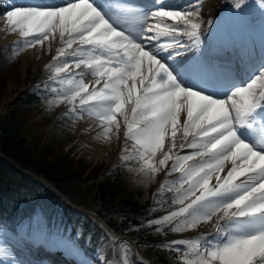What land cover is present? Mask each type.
<instances>
[{
	"label": "snow or ice",
	"instance_id": "1",
	"mask_svg": "<svg viewBox=\"0 0 264 264\" xmlns=\"http://www.w3.org/2000/svg\"><path fill=\"white\" fill-rule=\"evenodd\" d=\"M261 5L259 49L254 38L237 47L222 20L205 19V0H60L4 13L8 30L19 31L14 56L37 45L52 54L37 82L49 110L64 103L74 120L97 119L107 140L123 130L121 159H134L144 182L180 173L157 190L174 193L170 206L146 223L176 233L211 224L162 245L182 264H264ZM249 7L234 0L229 15L246 22ZM44 234L43 221L0 222V264H37L25 241ZM113 240L123 257L109 264H136L133 246ZM48 241L92 264L71 238L56 232Z\"/></svg>",
	"mask_w": 264,
	"mask_h": 264
},
{
	"label": "trees",
	"instance_id": "2",
	"mask_svg": "<svg viewBox=\"0 0 264 264\" xmlns=\"http://www.w3.org/2000/svg\"><path fill=\"white\" fill-rule=\"evenodd\" d=\"M40 94L41 88L39 86L32 88L26 94L27 98L21 105L23 108L15 111L13 117L5 123L0 137L1 151L8 157L13 158L20 167L47 177L73 202L95 209L117 230L141 239L145 242L142 245L144 253L156 264H177L173 255L174 252L162 247L165 243H159L174 232L167 227H165L164 232H157L154 231V228L158 226H149L146 223L148 219H154L164 214V209L169 207V203L152 210L149 214H143L142 211L151 204V193L148 196L145 192L144 195V192L139 189L128 194L121 193L122 185L126 179L124 172L129 167L127 165H132V163L113 168L109 174L104 175L97 181V166H94L88 174L87 171L90 165L85 164L84 166V162H81L82 172L75 170L60 171L50 160L49 156L53 153L47 145L41 148L39 153L32 149L23 133V120L19 115L26 108L47 104V101L39 96ZM51 111L50 120L53 122V128H56L63 124V121L56 118V107L52 108ZM58 128L60 131H67L66 128ZM88 183L93 184L92 188L82 189ZM96 185L98 186L95 191ZM54 194L53 190L30 174L21 172L19 168L7 161H0V219L9 212H27L33 204H44L46 201L52 203ZM160 201L157 200V202ZM78 214L79 217L77 218L65 215L61 223L69 227L71 221L82 222L83 213ZM77 223H72L74 225L72 231H77V228H75ZM82 223L81 235L84 240L94 244L97 242V238H100V235L102 241L106 239L103 229L86 215L83 216Z\"/></svg>",
	"mask_w": 264,
	"mask_h": 264
},
{
	"label": "rangeland",
	"instance_id": "3",
	"mask_svg": "<svg viewBox=\"0 0 264 264\" xmlns=\"http://www.w3.org/2000/svg\"><path fill=\"white\" fill-rule=\"evenodd\" d=\"M216 2H218V0H215V3ZM254 17L257 20V23H253L250 19L249 20L254 26V32L260 33L261 12L255 14ZM15 40L6 41V43L0 45V50H3L1 51L3 57L5 59H13L11 67H9L5 72L3 71L0 73V112L6 110L7 108L9 109L2 125H4L10 118L13 117V113L15 111L23 108L20 104L22 91L31 82L41 81L42 79L46 80L47 73L45 65L52 58V54H49L46 48L44 49L43 53H41V48L39 45L35 47L36 52L40 56V59H38L36 63H34L32 56L30 55L34 48H27L20 52L17 56H14L10 45ZM6 45L9 47H5ZM55 46L56 45L54 44V48ZM25 59L29 61L26 74H24L23 70V66L26 61ZM8 100L11 101L10 106L6 105ZM66 108H69V105L64 103L59 104L57 116L59 112L62 113L64 110H66ZM51 113L52 111L49 110L48 104H45L42 106L26 108V110H22L19 116H21L23 120V133L31 144L32 149L36 153H39V150L47 145L50 148L49 150L52 149L53 153L49 156L50 160L58 167L60 171L75 170L82 172L81 162H84V166L85 164L90 165L87 174L94 166H97L96 168L98 169V173L96 177L98 178L97 181H99L101 177L110 173L113 165H122L125 162H128L121 159L122 152L120 153L119 161H115L116 157L109 159V155H105L104 157L98 156V151L95 150V147H93L92 143L89 141L90 139L88 138L89 135L86 134V128L82 126L84 120H94L95 118H90V116L86 115L82 119H72V121L66 122V124H60L58 127L66 128L67 130L63 132L60 131L58 127L53 128V122L50 120ZM130 163H132V168L128 167L127 171L124 172L126 179L124 180L121 188L122 194H128L139 189L144 192V195L146 192V195L148 194V196L150 193L154 192V195L157 196L155 198H158V200L162 201L161 197L157 195V190L162 184L161 182L166 178H175L180 174L179 172H174L171 174V177H168L166 172H162L158 173L156 178L151 182H144L138 178L136 172L133 170L137 166V162L134 160ZM92 186L93 184L91 185L88 183V185H84L82 189H91ZM94 189L95 191L97 190V185ZM173 196L174 193L171 194L170 201ZM163 199L165 200L166 198ZM37 221H43L45 226L44 216L40 215L37 217V219L34 220V223ZM211 228V224L205 223L202 224L198 229L188 230L185 233H182L181 236H176L177 238L174 239H178L179 237H195L201 231H211ZM176 262L177 264H182V262Z\"/></svg>",
	"mask_w": 264,
	"mask_h": 264
},
{
	"label": "bare ground",
	"instance_id": "4",
	"mask_svg": "<svg viewBox=\"0 0 264 264\" xmlns=\"http://www.w3.org/2000/svg\"><path fill=\"white\" fill-rule=\"evenodd\" d=\"M13 0H0V9L3 7L5 8V10L1 11L0 10V44L5 43L6 41H13L15 39H17V37L19 36V31L17 32H10L8 30V28L6 27L5 21H6V17L4 15L5 11L8 9L9 5H12ZM22 2H27L26 0H20ZM60 1H56L55 3L51 2L50 4H58ZM21 4H25V3H21ZM205 4H206V9H203V12L205 14V19L208 18L209 15H211V17H215L217 16L218 12L221 10V7L217 4H221L220 1L215 3V0H205ZM25 5H36V4H25ZM22 7H26V6H22ZM209 8H211V12L209 13ZM9 32V33H8ZM255 40V46H259L260 43V39L258 37H256V35L254 36ZM237 46H239V44H236ZM38 46V45H37ZM259 47H257V49H259ZM32 59L34 61V63H36L38 61V59H40V56L38 55V53L36 52V48L33 49V51H31ZM52 56V55H51ZM26 60V59H25ZM29 61L26 60L23 66V70H24V74L27 73V65H28ZM10 100L7 101L6 105L10 106ZM9 111V109L7 108L6 110H3L2 112H0V128L3 124V121L6 118V114ZM93 118V117H90ZM82 126L84 128H86V134L89 135V141L92 143V146L95 147V150L98 151V156L99 157H104L105 155H109V159L116 157L115 161H119L120 158V153L122 152L121 150H123V141L125 139L124 135H123V130L121 131V135L119 137V139H114V140H107L104 139L103 136L101 135L102 133V127L99 124V121L97 119L94 120H90V119H86L84 120V122L82 123ZM89 131V132H88ZM94 133V134H91ZM120 144V145H119ZM132 142L129 141V146L131 147ZM182 151H187V149H184ZM226 165L230 166V162H226ZM227 171V167L225 168V172ZM213 183H215V177L213 178ZM101 223L104 225H107L106 223L103 222V220H101ZM205 224V223H204ZM108 226V225H107ZM29 247V249L31 250L32 253V259H34L37 264L40 263L38 255H36V249H34L31 246H27ZM54 256V255H53ZM55 257H50V261L51 264H55L54 262ZM55 260H58V257H56ZM59 262H62L59 260Z\"/></svg>",
	"mask_w": 264,
	"mask_h": 264
},
{
	"label": "water",
	"instance_id": "5",
	"mask_svg": "<svg viewBox=\"0 0 264 264\" xmlns=\"http://www.w3.org/2000/svg\"><path fill=\"white\" fill-rule=\"evenodd\" d=\"M97 215V214H96ZM100 217V216H99ZM101 218V217H100Z\"/></svg>",
	"mask_w": 264,
	"mask_h": 264
}]
</instances>
